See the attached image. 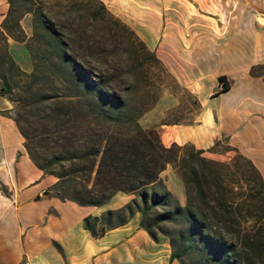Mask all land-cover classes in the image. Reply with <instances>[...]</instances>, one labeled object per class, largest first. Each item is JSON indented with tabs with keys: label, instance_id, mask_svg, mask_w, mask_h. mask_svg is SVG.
<instances>
[{
	"label": "trees",
	"instance_id": "obj_1",
	"mask_svg": "<svg viewBox=\"0 0 264 264\" xmlns=\"http://www.w3.org/2000/svg\"><path fill=\"white\" fill-rule=\"evenodd\" d=\"M27 13L30 36L22 24ZM123 25L104 0H10L0 26V94L15 103L12 116L30 156L58 177L51 192L63 199L102 205L119 191L136 193L122 207L87 216L95 231L140 212L153 237L170 235L173 257L195 249L211 263L216 255L220 264H258L264 222L248 225L247 219L256 211L264 215L263 175L238 150L222 160L191 142L167 145L158 127L141 122L160 87L149 65L161 60ZM118 35L129 43L125 51L110 47ZM10 37L25 43L30 70L10 52ZM221 80L228 88L225 75ZM220 141L210 150L223 152ZM169 166L186 185L185 205L162 176ZM180 220L177 243L165 223Z\"/></svg>",
	"mask_w": 264,
	"mask_h": 264
},
{
	"label": "crops",
	"instance_id": "obj_2",
	"mask_svg": "<svg viewBox=\"0 0 264 264\" xmlns=\"http://www.w3.org/2000/svg\"><path fill=\"white\" fill-rule=\"evenodd\" d=\"M104 1L200 104L192 121L160 124L163 141L191 142L220 157L223 152L210 148L225 137L264 177V0ZM9 8L10 0H0V26ZM26 19L28 13L22 24L30 36L33 25ZM9 42L11 52L27 48L13 37ZM11 107L0 94V264H184L173 257L170 235L153 237L140 212L105 231L87 227V216L108 209L51 192L58 177L32 159L16 120L3 111ZM162 175L185 205L180 175L172 166Z\"/></svg>",
	"mask_w": 264,
	"mask_h": 264
},
{
	"label": "rangeland",
	"instance_id": "obj_3",
	"mask_svg": "<svg viewBox=\"0 0 264 264\" xmlns=\"http://www.w3.org/2000/svg\"><path fill=\"white\" fill-rule=\"evenodd\" d=\"M106 2V1H105ZM107 4V3H106ZM110 11L118 17L123 24L126 25L127 29L134 28L128 23L125 19L120 17L118 13L113 11L109 4H107ZM54 11H52L53 14ZM30 23H32V14L28 13ZM26 19L24 23H28L29 21ZM32 26V25H31ZM124 26V25H123ZM125 27V26H124ZM125 27V29H126ZM129 27V28H128ZM121 28L118 27L115 29L119 31L120 34L122 33ZM33 32V30H32ZM136 32V31H135ZM122 35H118L115 37H111L109 44L110 47L114 49H118L119 51H125L128 48V42L123 39ZM9 49L11 52V47L9 44ZM14 52H11L17 62L25 69L30 70L32 68V59L31 65L27 66V61H29L30 52L27 48L16 46L14 47ZM2 49V42H0V53L3 52ZM123 61L125 60V55L122 56ZM148 64V63H147ZM155 81L160 85L159 89L156 91L155 98L156 101L154 102L153 106L142 116L141 122L147 127H158L160 130L159 125L162 123H172V122H185V121H192L196 114L199 111L200 104L197 101L195 95L187 89L183 84H181L175 76L167 69V67L162 63H151L149 65ZM5 96V95H4ZM12 107L3 111H6L13 115L15 113L14 107L15 103L8 97ZM156 122V123H155ZM151 123H155L154 125H149ZM171 145V144H170ZM219 149H222L223 155L220 157L215 156V158L222 159V160H229L231 159L236 153L237 150L233 148L232 145L228 143L227 138H221L220 144L218 146ZM165 179L166 177L162 175ZM136 196V193L129 192V191H119L117 192L109 201L102 204L106 207V209H114L116 205H125L130 200H132ZM187 203V202H186ZM260 222H264V215H262L261 211H256L249 215L247 219L248 225H259ZM223 224V222H221ZM165 226L171 232L172 236L176 239L177 243H180V240L177 239L178 230L184 227L183 221L180 220L178 223L166 222ZM204 249L210 250V245L207 243L203 244ZM206 257L201 250H190L185 252L182 255V259H184L188 264H220L221 259L219 256L212 258L211 261L207 262L203 258ZM258 264H264V259L262 256H259Z\"/></svg>",
	"mask_w": 264,
	"mask_h": 264
},
{
	"label": "water",
	"instance_id": "obj_4",
	"mask_svg": "<svg viewBox=\"0 0 264 264\" xmlns=\"http://www.w3.org/2000/svg\"><path fill=\"white\" fill-rule=\"evenodd\" d=\"M259 17H260V20H263L264 19V16L263 15H260ZM262 26H264V25H262Z\"/></svg>",
	"mask_w": 264,
	"mask_h": 264
}]
</instances>
